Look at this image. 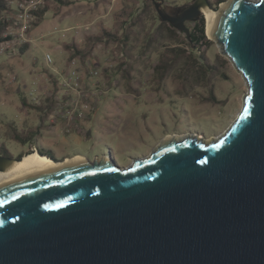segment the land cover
<instances>
[{"label": "water", "instance_id": "95a60500", "mask_svg": "<svg viewBox=\"0 0 264 264\" xmlns=\"http://www.w3.org/2000/svg\"><path fill=\"white\" fill-rule=\"evenodd\" d=\"M162 5L188 35L212 10ZM210 33L248 88L229 129L165 140L126 168L108 154L16 174L0 189V264H264V0L221 4ZM21 160L0 155V169Z\"/></svg>", "mask_w": 264, "mask_h": 264}, {"label": "rangeland", "instance_id": "374dc122", "mask_svg": "<svg viewBox=\"0 0 264 264\" xmlns=\"http://www.w3.org/2000/svg\"><path fill=\"white\" fill-rule=\"evenodd\" d=\"M39 1L34 0L35 3ZM75 1L57 17L48 13L43 23L31 33L22 29L28 23L27 14L24 13L30 10L29 1H18L12 5L13 11L9 14L11 23L4 33L5 37L12 36V40L3 43L4 51L0 55V143L14 158L27 155L32 148L52 151L57 160L81 155L93 162L96 158L111 154L119 167L126 168L136 159L151 156L166 138L199 135L209 139L220 137L229 129L243 108L248 88L233 64L220 54L215 40L207 37L213 42L207 49V55L215 60L220 54L229 61L224 68L228 79L219 76L213 80L217 96L227 100L225 105L204 104L197 97H183L179 91V80L173 75L160 90L152 85V67L162 46L155 44L145 49L146 31L158 19L151 8L145 9L147 23L133 40V52L136 55L134 86L140 90V95L127 90L121 74L106 75L103 72L104 68L116 65L115 55L111 47L98 46L96 58L86 61L90 62L91 68L84 65L81 69L82 85L90 96L97 91L100 99L99 104L94 105L96 110L90 114L86 127L81 128V135L75 132L69 136L61 133V124L58 123L54 127H42L40 133L26 144L12 140L13 129L27 130L40 123L38 113L25 106L23 99L26 98L30 104H39L51 94L52 84L46 71L56 75L62 83L69 78V53L65 44L83 46L86 35L97 34L100 22L111 27L113 14L128 4V0H110L109 3ZM194 1L163 0L162 7L174 14ZM186 25L190 30L193 27L191 22H186ZM25 43L30 44L25 55L9 54ZM47 55L52 58L50 64L46 61ZM92 71L98 74L94 75ZM61 88L64 92L70 90L63 86ZM70 91L73 92L72 89ZM196 91L204 93L202 87H197ZM90 130L91 136L85 135Z\"/></svg>", "mask_w": 264, "mask_h": 264}, {"label": "trees", "instance_id": "16d2710c", "mask_svg": "<svg viewBox=\"0 0 264 264\" xmlns=\"http://www.w3.org/2000/svg\"><path fill=\"white\" fill-rule=\"evenodd\" d=\"M18 1L21 3L29 0H0V43L12 40V36L5 37L4 33L11 23L9 14L13 11L12 5ZM94 1L97 3L110 2V0ZM208 1L211 9L217 10V7L226 0ZM75 2V0H42L36 9L30 11L34 19L27 29L28 33L39 27L48 13L57 17L64 8L70 7ZM156 2V0H128L126 6L113 14V25L111 27H106L104 23L100 22L99 32L86 35L83 46H79L77 43L65 44V48L69 53L67 64H70L73 59H77L82 65H86V61L96 58L95 50L98 46L111 47L115 55L116 65L104 68L103 72L106 75L111 73L121 74L126 81L127 90L130 93L140 95V90L134 86L133 73L135 72L134 61L136 55L133 52V40L140 35V28L147 23L144 18L147 12L145 9L153 8L158 19L153 21V26L146 31L145 49H149L155 44H161L162 49L152 67V85L160 90L165 81L173 75L179 80V91L183 97H197L204 104L225 105L227 100H221L217 96L213 80L219 76L228 79L224 68L229 61L220 54H217L215 60H211L207 55V49L213 45V42L207 39L204 17L201 16L197 21L191 22L193 27L188 35L186 32H181L173 25L160 19ZM15 49L14 52H9V54L23 56L29 51L30 44L25 43ZM46 73L52 84L51 94L39 104H30L26 98L23 99L25 106L38 113L40 123L38 126L27 130L13 129L12 140L26 144L34 139L40 133L42 127L46 126L48 113L56 108L60 94L64 93L60 86L61 80L48 70ZM197 87H202L204 93L196 91ZM38 153L57 160L52 151L38 149ZM28 154H31V152H28ZM0 155L12 157L4 146L2 148V143H0ZM24 156L20 155L17 158L22 159Z\"/></svg>", "mask_w": 264, "mask_h": 264}, {"label": "built area", "instance_id": "2783aa9c", "mask_svg": "<svg viewBox=\"0 0 264 264\" xmlns=\"http://www.w3.org/2000/svg\"><path fill=\"white\" fill-rule=\"evenodd\" d=\"M40 2L41 0L38 3H35L34 0H29L30 10L24 13L27 14L26 16L28 18L29 24L27 23L26 25H23V31L30 27V23L34 19L29 11L36 9ZM22 11L25 10L22 9ZM3 43H0V55L3 54L4 51ZM46 61L48 64L52 63V58L50 55L46 56ZM83 66L84 65H82L77 59H73L70 64H68L69 78L64 80L63 83L61 81L60 85L63 86V88L74 89L77 95L75 97L69 96L67 92L60 94L56 108L52 112L48 113L46 119V125H49L50 127L57 126V124L60 123L61 128L59 130L61 133L67 136L71 135L74 130L80 129V122L88 116L89 110L96 108L94 105L99 104L100 100L99 93L97 94V92H92V96L89 95L88 90H86L87 92H82L83 89L81 86L83 81V73L81 69H83ZM85 66L91 68L90 62H87ZM92 73H94V75L98 74L97 71H92ZM81 98H86L88 100L80 103ZM29 152L38 153V149L32 148Z\"/></svg>", "mask_w": 264, "mask_h": 264}, {"label": "bare ground", "instance_id": "6f19581e", "mask_svg": "<svg viewBox=\"0 0 264 264\" xmlns=\"http://www.w3.org/2000/svg\"><path fill=\"white\" fill-rule=\"evenodd\" d=\"M226 3H223L222 5H226ZM221 8V6H220ZM209 10L205 6L202 5L201 12L202 15H204L205 21H206V33L209 37V39L215 40V34L211 36L210 33V26L212 23V20L220 10ZM187 135L182 136H175L173 138H166L165 140L171 141V140H181L185 138ZM191 136V135H189ZM199 139H202L205 143H210L218 139L219 137H211L209 139L204 138L202 136H197ZM221 137V136H220ZM78 159H84L83 156L75 157ZM75 158H67L64 159L62 162H54L47 156L40 155L39 153L31 152V154L25 155L20 162L8 164L7 168L0 169V189L7 186L10 182H12L16 176V174L25 172L31 169H37V170H43L54 166H59L65 163L66 161L73 162ZM148 158V157H146ZM129 167V166H128Z\"/></svg>", "mask_w": 264, "mask_h": 264}, {"label": "crops", "instance_id": "0c3cea01", "mask_svg": "<svg viewBox=\"0 0 264 264\" xmlns=\"http://www.w3.org/2000/svg\"><path fill=\"white\" fill-rule=\"evenodd\" d=\"M81 88L83 89L82 92H87V91H86V88L84 87V85H82ZM71 89H72V88H70V90H71ZM70 90H69V91L66 90L65 92H67V94H68L69 96H73V97H75V96L77 95V94H76V91H75L74 89H72L73 92H71ZM95 92H97V91H95ZM87 100H88V99H86V98H81V99H80V103H83V102H85V101H87ZM95 110H96L95 108H92V109H91L90 113H88V116H87L84 120H82V121L80 122V124H79L80 129H76V130L74 131L75 133L81 135V131H80L81 128L84 129V127H86V122H87L88 119L90 118V114L93 113ZM86 119H87V120H86ZM90 132H91V134H92V131L90 130V131L87 133L88 136H91V134L89 135ZM78 156H81V155H75V156H73V157L75 158V157H78ZM73 157H70V158H73ZM67 158H69V157H67ZM67 158H64V159H67Z\"/></svg>", "mask_w": 264, "mask_h": 264}, {"label": "flooded vegetation", "instance_id": "af4514ba", "mask_svg": "<svg viewBox=\"0 0 264 264\" xmlns=\"http://www.w3.org/2000/svg\"><path fill=\"white\" fill-rule=\"evenodd\" d=\"M11 157V156H10ZM13 157V156H12Z\"/></svg>", "mask_w": 264, "mask_h": 264}]
</instances>
